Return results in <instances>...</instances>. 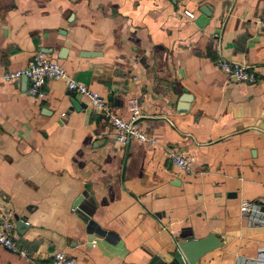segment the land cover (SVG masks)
Wrapping results in <instances>:
<instances>
[{"label":"crops","instance_id":"crops-1","mask_svg":"<svg viewBox=\"0 0 264 264\" xmlns=\"http://www.w3.org/2000/svg\"><path fill=\"white\" fill-rule=\"evenodd\" d=\"M262 15L264 0H0V75L41 53L123 119L135 99L157 141L122 147L59 81L40 101L25 79L0 82V207L27 251L0 247V264L58 251L76 264H162L181 236L209 235L220 244L197 264H264V221L240 211H264ZM221 57L254 67L256 82L222 73ZM171 150L194 159L190 173Z\"/></svg>","mask_w":264,"mask_h":264},{"label":"built area","instance_id":"built-area-1","mask_svg":"<svg viewBox=\"0 0 264 264\" xmlns=\"http://www.w3.org/2000/svg\"><path fill=\"white\" fill-rule=\"evenodd\" d=\"M190 18L193 15L187 14ZM256 25L264 30V15L256 19ZM220 71L229 75L234 81L245 84H254L256 75L254 67L220 58L217 64ZM26 79L29 85V96L34 100L44 98L43 87L47 80L61 82L68 92L75 93L87 100L92 110L100 113L104 119L111 125L115 134V140L126 147L130 142H139L148 145H155L157 141L139 129L136 120L139 118V111L135 99L128 101L130 118L128 120L116 115L109 107L107 101L97 92L91 90L85 84L72 79L63 66L54 60L48 59L41 53L35 54L29 64L21 69L7 71L0 75L2 83H17L21 79ZM171 163L180 171L190 173L194 159L184 153L171 150L168 153ZM240 211L246 218L255 223L264 221V211L257 205L242 204ZM12 215L0 207V247L15 253L27 260V251L17 246L13 238L14 223ZM48 264H76L75 260L67 256L64 252L53 253Z\"/></svg>","mask_w":264,"mask_h":264},{"label":"water","instance_id":"water-1","mask_svg":"<svg viewBox=\"0 0 264 264\" xmlns=\"http://www.w3.org/2000/svg\"><path fill=\"white\" fill-rule=\"evenodd\" d=\"M72 104L74 109L78 111V105L74 102ZM79 202L80 199L75 203V210ZM18 224H22V221ZM219 244V240L214 235H209L204 239H191L187 236H181V240L176 245V252L172 260L169 262H162V264H197L205 253L215 249Z\"/></svg>","mask_w":264,"mask_h":264}]
</instances>
